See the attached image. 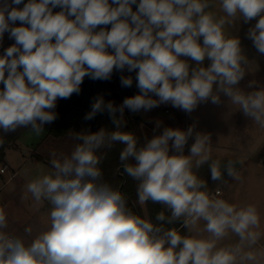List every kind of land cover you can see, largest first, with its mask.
Here are the masks:
<instances>
[{"label":"clouds","instance_id":"clouds-1","mask_svg":"<svg viewBox=\"0 0 264 264\" xmlns=\"http://www.w3.org/2000/svg\"><path fill=\"white\" fill-rule=\"evenodd\" d=\"M253 20L246 35L264 55V0H0V45L5 33L14 40L0 54V144L21 128L41 133L85 77L109 81L120 72L122 87L135 79L139 90L120 105L95 97L84 119L107 112L114 130L76 132L71 153H52L51 170L26 183L25 198L51 206L45 230L31 240L9 233L0 207V264H264L258 206L219 198L198 175L207 165L214 182L241 179L236 162L212 159L210 133L163 127L140 143L122 130L126 109L171 105L191 114L221 104V94L264 129V85L238 87L251 63L226 30ZM115 144L123 145V172L137 182V203L163 206L155 222L104 181L100 153Z\"/></svg>","mask_w":264,"mask_h":264},{"label":"crops","instance_id":"crops-1","mask_svg":"<svg viewBox=\"0 0 264 264\" xmlns=\"http://www.w3.org/2000/svg\"><path fill=\"white\" fill-rule=\"evenodd\" d=\"M228 32L236 36L229 28ZM241 46L243 50L249 52L251 64L249 72L240 81L238 87L249 92L254 90L248 88L249 81L256 80L260 85H264V66L256 58L253 49L244 46L242 41ZM207 64L206 60L205 66ZM138 91L133 82L130 96L138 94ZM221 101L219 105L212 104L210 101L202 103L191 114L171 105H160L148 112L135 113V116L139 117L144 139H151L153 135L160 134L163 127L186 130L193 124L196 125V131L210 133L212 159L220 160L222 166L228 160L236 162L235 167L241 174V179L233 180L225 175V179L228 180L226 184L214 182L207 165L199 170L198 175L208 182L209 192L219 193V198L226 199L230 203L256 204L261 213L262 228H264V129L245 117L242 111L234 106L231 107L227 96L221 94ZM157 121H161L162 125L154 132ZM193 142L194 137L189 139L185 147L186 155ZM16 174L14 173L13 176ZM230 241L234 242L235 237H231Z\"/></svg>","mask_w":264,"mask_h":264},{"label":"rangeland","instance_id":"rangeland-1","mask_svg":"<svg viewBox=\"0 0 264 264\" xmlns=\"http://www.w3.org/2000/svg\"><path fill=\"white\" fill-rule=\"evenodd\" d=\"M255 22V20L251 23L240 21L230 27L229 30L241 39L244 46L254 50L256 58L264 66V55L258 53L246 35L249 27ZM18 25L19 22H17ZM226 30L228 31V29ZM13 43L14 40H10L8 34L5 33L3 44L0 45V54H3L4 49ZM244 53L250 59L249 52L244 50ZM76 144L72 131L64 137L55 138L49 135L46 130L36 134L27 129L22 133L16 145L6 151L5 159L0 164V170L5 165H8L9 169L6 173H0V207H3L7 213L9 233L24 236L27 240H31L36 234L47 228L51 206L46 201L37 205L30 194H27V198H25V185L36 175L51 170L52 153H56L57 156L69 155ZM37 156L43 159L37 160ZM14 173L17 174L13 176ZM143 211L146 213L145 207H143ZM27 228L32 229L31 235L25 232Z\"/></svg>","mask_w":264,"mask_h":264},{"label":"trees","instance_id":"trees-1","mask_svg":"<svg viewBox=\"0 0 264 264\" xmlns=\"http://www.w3.org/2000/svg\"><path fill=\"white\" fill-rule=\"evenodd\" d=\"M26 2L27 0H25V3ZM22 6L23 5H21L20 7ZM54 11H59V9H55ZM121 74L122 73L120 72H114L111 80L109 81H94L89 79L88 77H85L84 82L81 85L80 94H73L71 98L61 100L57 104L56 108L58 118L51 124H46L44 130H46L49 135L55 138L64 137L71 131L75 135L76 132H96L101 128L114 130L110 116L107 112L97 114L92 120H85L84 116L91 110L93 99L97 96L102 95L105 101H113L116 105H120L123 102L124 98H126L127 95L125 94L124 88L120 83ZM123 75L135 76V73L130 74L125 71ZM124 120L126 122L125 129L122 130L131 131L137 138H139L140 143H144L145 139L142 134L140 122L135 119V113H132L126 109L124 112ZM25 130H27V128H21L18 129L15 133H11L3 137L4 143L0 144V164L5 159L6 151L16 145L17 141L20 139L22 133ZM76 142L79 143V141L77 140ZM122 147L123 145L121 144H115L111 149H102L100 153L103 157L102 163L100 164V168L103 173V179L105 182L118 189L123 183V178L117 173L118 169L123 167L119 160V155ZM36 159L42 160L43 158L37 156ZM121 173L125 178V185L123 188L124 194L130 197V199L134 202L139 215L145 218H151L155 222V216L159 211L163 210V206L151 202H149L145 206H140L137 203L136 196L137 182L132 180L131 177H128L123 172V169ZM128 204L129 207L133 208V206L129 202ZM143 207H145L146 213L143 211ZM172 226L179 227V224L170 225L169 227Z\"/></svg>","mask_w":264,"mask_h":264},{"label":"water","instance_id":"water-1","mask_svg":"<svg viewBox=\"0 0 264 264\" xmlns=\"http://www.w3.org/2000/svg\"><path fill=\"white\" fill-rule=\"evenodd\" d=\"M123 88H124L125 94L127 95V97H129V96L131 95L130 93H131V90H132V88H133V85H132V87H130V88H125V87H123ZM135 119H136V120H139V117L135 116ZM122 169H123V167L120 168V169H118L117 173H118V175H120V176L123 178V183H122V185L120 186L119 190L124 194V192H123V188H124V185H125V178H124V176H123L122 173H121ZM124 195H125V194H124ZM125 197L127 198L128 202L133 206L135 212H136L137 214H139V212H138V210H137V207L135 206L134 202L130 199V197H128L127 195H125Z\"/></svg>","mask_w":264,"mask_h":264},{"label":"built area","instance_id":"built-area-1","mask_svg":"<svg viewBox=\"0 0 264 264\" xmlns=\"http://www.w3.org/2000/svg\"><path fill=\"white\" fill-rule=\"evenodd\" d=\"M9 169L8 165H5L3 168H1L0 173H6V171Z\"/></svg>","mask_w":264,"mask_h":264}]
</instances>
